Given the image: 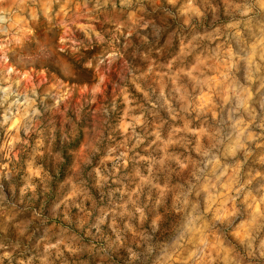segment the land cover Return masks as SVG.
<instances>
[{
  "label": "clouds",
  "instance_id": "9594fccd",
  "mask_svg": "<svg viewBox=\"0 0 264 264\" xmlns=\"http://www.w3.org/2000/svg\"><path fill=\"white\" fill-rule=\"evenodd\" d=\"M0 264H264V0H0Z\"/></svg>",
  "mask_w": 264,
  "mask_h": 264
}]
</instances>
